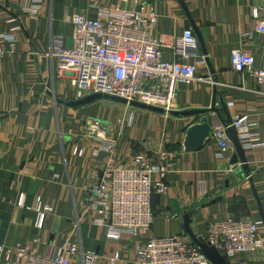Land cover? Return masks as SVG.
Here are the masks:
<instances>
[{
  "label": "crops",
  "instance_id": "obj_1",
  "mask_svg": "<svg viewBox=\"0 0 264 264\" xmlns=\"http://www.w3.org/2000/svg\"><path fill=\"white\" fill-rule=\"evenodd\" d=\"M27 2L0 4V37L12 40L4 44L0 61V245H27L44 255L50 248L76 242L81 250L97 255L96 264H133L139 240L107 239L88 207L89 197L110 160L131 167L136 154L148 152L157 158L165 152L164 178L155 174L153 181H162L166 190L151 197L153 223L147 237L176 234L193 242L184 228L188 214L191 231L204 240L205 226L212 219L252 221L259 224L260 247L226 262L264 264V150L241 144L249 169L243 175L236 173L238 164H231L235 150L229 133L231 148L225 156L213 137L226 113L231 121L246 118L251 140L264 138L263 88L230 65L231 53L243 49L253 56L256 69H264V37L255 32L257 21L251 14L256 9L264 19V0H44L33 12ZM116 7L127 12L153 10L158 17L152 31L156 37L174 40L191 29L197 49L186 63L196 66L197 77L210 81L179 84L169 114L106 100L84 107L66 105L78 98L70 85L72 75L57 72L55 48L71 46L72 16L94 18L97 10ZM161 60L177 59L163 49ZM214 97L220 118L172 115L208 110ZM92 119L110 128L106 139L115 141L112 150H99L88 132ZM206 120L210 136L199 151L186 152L187 130ZM38 199L40 211L50 210L41 229L35 227ZM72 262L80 264V259Z\"/></svg>",
  "mask_w": 264,
  "mask_h": 264
},
{
  "label": "built area",
  "instance_id": "obj_2",
  "mask_svg": "<svg viewBox=\"0 0 264 264\" xmlns=\"http://www.w3.org/2000/svg\"><path fill=\"white\" fill-rule=\"evenodd\" d=\"M3 1L0 0V4ZM43 1L28 0V11H37ZM251 14L257 21L255 32L264 37V19L259 18L256 9ZM157 20L153 10L127 12L118 7L99 9L94 18L85 14L72 16L71 46L59 45L53 54L58 74L72 75L70 85L78 99L103 94L128 103L157 107L169 114L179 84L193 85L210 79L197 77L196 66L186 63L190 52L197 49L193 31L187 29L174 40L165 35L156 37L152 31ZM11 41L0 37V61L5 54L4 44ZM163 49H169L177 60L163 62ZM230 65L237 74L253 77L264 94V69L254 67L250 53L243 49L233 51ZM247 124L245 117L238 116L230 125H222L214 131L213 137L222 156L231 148L229 128L236 130L244 147L264 150V138L251 140ZM109 129L99 120L92 119L88 124L89 134L100 144L99 150L110 151L116 145L115 141L106 139ZM99 150H95L94 155ZM167 160L165 152L159 153L157 158L148 152L136 154L131 167L110 160L100 172L99 184L91 190L88 207L96 215L107 239L127 236L139 240L133 264H210L197 245L180 235L147 237L153 223L151 197L155 192L166 190L163 182L155 183L153 177L159 174L164 178ZM37 203L35 227L41 229L45 214L50 210L40 211L39 199ZM205 232V242L225 258L249 255L260 247L259 224L252 221L212 219L206 224ZM73 258H79L80 264H96L98 259L94 252L81 250L76 242L50 248L44 255L27 245H0V264H74Z\"/></svg>",
  "mask_w": 264,
  "mask_h": 264
},
{
  "label": "water",
  "instance_id": "obj_3",
  "mask_svg": "<svg viewBox=\"0 0 264 264\" xmlns=\"http://www.w3.org/2000/svg\"><path fill=\"white\" fill-rule=\"evenodd\" d=\"M199 46L201 47L202 53L205 54V49L202 44V40L199 36V34H196ZM216 92H214L215 94ZM100 100H110L119 104L123 105H129L134 108H138L141 110H146L154 113L163 114V110L157 107L148 106L144 104H140L137 102H127L126 100L103 95V94H95L87 97H83L81 99L71 101V102H65L66 105L71 107H84L87 105H90L94 102L100 101ZM224 108H222L223 110ZM219 111L215 106V97L213 98L212 104L208 110H189L184 112H172L173 116H183V117H191V116H197V115H206V114H215L220 118ZM225 112V111H224ZM226 116L225 120L220 119L222 125H230L231 119L230 117L224 113ZM211 124L207 122V120L203 123L191 126L186 133L185 142H184V149L186 152H196L199 151L203 144L205 139H207L210 136L211 132ZM228 133L231 137V141L233 144V148L235 150V154L233 155L231 159V164H238L239 169L236 173L242 172L243 175L249 173V169L246 165V159L244 155V150L240 144V141L238 139L236 130L234 128H229ZM191 224V216L188 214L184 217V228L188 236L191 238L193 243L197 245V247L200 249V251L203 253V255L208 259V261L211 264H227L226 258L220 254L218 250H216L214 247L210 246L202 237H197L193 234L191 231L189 225Z\"/></svg>",
  "mask_w": 264,
  "mask_h": 264
},
{
  "label": "rangeland",
  "instance_id": "obj_4",
  "mask_svg": "<svg viewBox=\"0 0 264 264\" xmlns=\"http://www.w3.org/2000/svg\"><path fill=\"white\" fill-rule=\"evenodd\" d=\"M101 102V104H102V101H100ZM104 103H116V102H113V101H110V100H106V101H104ZM119 104V103H118ZM141 110V109H140ZM102 111H104V108L102 109Z\"/></svg>",
  "mask_w": 264,
  "mask_h": 264
}]
</instances>
